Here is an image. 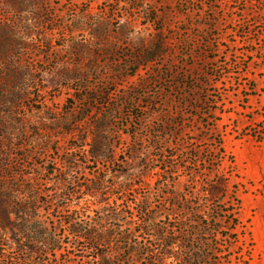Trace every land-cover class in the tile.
I'll return each mask as SVG.
<instances>
[{
	"label": "rangeland",
	"instance_id": "1",
	"mask_svg": "<svg viewBox=\"0 0 264 264\" xmlns=\"http://www.w3.org/2000/svg\"><path fill=\"white\" fill-rule=\"evenodd\" d=\"M219 140L264 264V0H0V255L103 264L67 222L104 230L116 207L132 230L144 185L160 206V151L216 156Z\"/></svg>",
	"mask_w": 264,
	"mask_h": 264
},
{
	"label": "trees",
	"instance_id": "2",
	"mask_svg": "<svg viewBox=\"0 0 264 264\" xmlns=\"http://www.w3.org/2000/svg\"><path fill=\"white\" fill-rule=\"evenodd\" d=\"M260 140L263 137H259ZM219 147L222 145L218 141ZM167 153L160 151L157 159L162 164L159 169L155 187L158 207L151 201V187H147L146 196L137 204V213L140 217L137 226L132 230L124 231L122 224L128 222L126 210L115 207L114 224L102 228V224L90 223L74 225L67 222L69 231L77 240L85 241V250H90L93 257L100 258L103 264H119L123 257L127 262L132 259H145L146 264H248L247 258L251 250L246 246L245 239L239 233L241 222L238 218L240 200L237 197L238 187L232 185V174L235 170L226 171L222 168L226 154L223 147L215 156L210 151H176ZM216 168L210 174L214 177L201 182L202 165L207 163L208 155ZM213 155V156H212ZM180 156L182 163L175 161ZM206 156L205 158H203ZM181 170L184 175H180ZM182 176L187 180L183 188H179ZM101 187V186H99ZM102 185V189H104ZM150 188V189H149ZM117 190V189H116ZM120 193L127 190L118 189ZM51 198L50 202L62 201L67 198L63 193ZM38 198L30 204L37 208ZM31 208V209H32ZM130 208V207H128ZM23 216L21 219L23 221ZM131 226V224H129ZM26 229L20 228L25 233ZM56 230V229H55ZM38 234L37 232H35ZM135 233L143 235L138 240ZM30 239L31 241V237ZM52 252L61 250L52 232L50 239ZM18 252L28 255L25 258L11 261L5 254L0 255V264H30L29 258L36 252L34 247L18 246ZM112 259V261H111ZM23 261V262H22Z\"/></svg>",
	"mask_w": 264,
	"mask_h": 264
}]
</instances>
